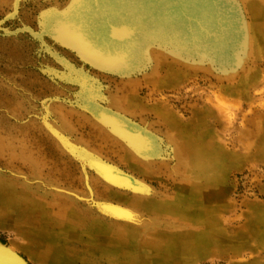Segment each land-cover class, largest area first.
I'll return each instance as SVG.
<instances>
[{"label":"rangeland","instance_id":"374dc122","mask_svg":"<svg viewBox=\"0 0 264 264\" xmlns=\"http://www.w3.org/2000/svg\"><path fill=\"white\" fill-rule=\"evenodd\" d=\"M0 1L1 8L5 10L0 13V103H3L0 104V180L14 179L16 183H21L32 178L27 175L28 168L25 166L29 157L42 166L38 165L42 179H46L48 171L53 169L58 173H74L76 180L73 188L82 191L80 176L88 166L81 153L85 146L90 153L143 183L148 194L147 200L174 203L187 212L196 210L212 217L215 230L202 238L203 245L200 249L165 257L166 259L159 258L153 264H264V48L261 45L254 49L253 57H248L233 72L228 71V68L222 71L224 68L219 69L216 64L206 66L205 63L202 65L204 67H191L187 64L177 65L167 59L163 64L165 66L155 70L154 78V74L151 75L152 65L149 64L136 70V73H128L133 76L132 79L136 78L135 82L129 84L113 73L101 74L90 65L82 64L77 58L70 56L68 51L58 47L50 37L49 30L44 31L39 17L43 10L47 5L46 10L63 8L68 0L61 4H58L60 0ZM236 1L240 3L242 17L253 24L249 7L246 16L242 1ZM23 3H29L31 8L34 6L32 12L26 15L31 24L25 27L20 26V19L18 21L21 18L18 11ZM41 3L45 5L40 9L36 8ZM14 54L22 57L16 60ZM58 60L64 61L67 66H61ZM69 66L74 68L75 74L92 80L93 88L97 89L95 91L98 94L94 102L100 107H108L109 97H120L123 94L137 98L136 111L132 114H120L140 126L145 127L146 123V127L157 136V157L148 172L123 157L124 154L115 145L100 139L98 130L86 121L89 120L90 113H82L85 106L79 97L82 95L81 87L78 79H74L69 73ZM208 67L212 69L211 72L206 69ZM78 70L81 72H77ZM231 73L235 75L228 77ZM168 74H173L175 78L170 75L169 79ZM154 80L163 82L155 86L154 83L159 81ZM162 112L169 115L174 127L190 131L195 139L206 142L216 150L218 156L212 157L216 162L214 168H210V171L194 169L192 180L188 177L181 179L177 174H172V170L178 165L171 144L166 142L171 130H168L169 126L162 118ZM8 114L11 120H8ZM138 117L144 118L139 120ZM145 117L150 122H146ZM7 121H12L13 124L10 125ZM49 126L58 131L61 136L58 140L47 132L46 127ZM22 130L23 137H18L27 139L26 151H23L25 147L17 138ZM84 136L90 137L92 141L87 142ZM94 138L100 140L95 142ZM211 171L214 177L209 179ZM215 171L219 178H216ZM190 181L192 184L188 186ZM33 185L32 183L31 186L34 187ZM109 193L102 192V197L98 198L107 200L112 207L132 202L125 196L126 193L116 190ZM149 193H153V196ZM17 214L21 215L20 208L14 215ZM143 215L146 219L149 217L145 212ZM166 218L168 222L176 221L175 218ZM7 219L12 223L7 215L0 213V222H7ZM12 225L14 228L6 224L0 225V243L15 250L27 264H131L128 259L123 258H100L89 249L82 236L54 237L57 245L54 246L52 257L40 260L28 251V241L24 238L52 237L49 231L41 233L39 224L27 229ZM131 226L130 223L123 225L127 232L133 231ZM159 230L164 231L163 228ZM63 249L69 251V257L66 258Z\"/></svg>","mask_w":264,"mask_h":264},{"label":"bare ground","instance_id":"6f19581e","mask_svg":"<svg viewBox=\"0 0 264 264\" xmlns=\"http://www.w3.org/2000/svg\"><path fill=\"white\" fill-rule=\"evenodd\" d=\"M241 1L246 16L249 7L253 24L246 17H242L240 3L236 0H68L63 8H45L39 17L44 31H50V37L60 49L68 51L74 59L77 58L84 65H90L97 72L113 73L120 76L121 81L127 80L126 83L130 84L135 82L136 78L132 79L133 76L128 73H136V70L149 64L153 68L152 75L167 59L177 65L187 64L191 67H204L202 65L205 63L206 66L216 64L219 69L224 68L222 71L228 68V71L233 72L237 66L245 63L248 57H253L256 47L261 45L264 48V0ZM247 1L249 4H246ZM14 56L16 60L22 57L17 54ZM58 61L61 66H67L64 61ZM68 68L81 87L82 95H77L85 106L82 113H90L89 120L86 121L98 130L100 139L115 145L124 154L123 157L148 172L157 157V136L146 127V123L145 127L140 126L120 114H132L136 111L137 98L123 94L119 95L120 97H109L108 107H100L94 102L98 94L95 91L97 89L93 88L92 80L75 74L72 66ZM206 69H210V72L212 70L209 67ZM77 72L80 73L81 70ZM231 75L235 74H228V77ZM95 81L96 79L93 82ZM161 82L163 81L154 84L159 86ZM161 116L167 122L168 130H171L166 142L171 144L178 165L172 170V174H177L181 179L188 177L192 180L194 169L210 171V168H214L216 162L212 157L218 156L214 148L198 138L195 139L190 131L174 127L175 124L166 112H162ZM46 129L58 140L60 135L54 127L49 126ZM81 153L88 165L81 172V176L79 174L82 191L73 188L76 180L74 173H58L53 169L48 171L46 179H42L39 164L29 157L25 166L28 168L27 175L32 178H24L21 183H16L14 179L0 180L2 213L17 226L27 229L39 224L41 233L49 231L52 235L24 238L28 241V251L38 259L47 260L52 257L54 246L57 245L56 237L82 236L89 249L96 252L100 258H123L128 259L131 264H153L159 258L196 252L203 245L202 238L215 230L212 217L196 210L187 212L174 203L147 200L146 187L133 175L90 153L85 146ZM211 177H214L212 171L209 179ZM216 178H219L217 172ZM32 183L34 187L31 186ZM188 183L190 186L192 181ZM111 190L126 193L125 196L132 202L112 207L106 198L105 201L98 198L102 197V192L109 193ZM19 208L21 215H14ZM143 212L147 216L149 214L147 219ZM166 217L175 218L176 221L168 222ZM126 223L132 225L133 231L127 232V229H124L123 225ZM160 228L164 231L159 230ZM7 250L8 253L19 256L12 248L8 247ZM63 252L66 258L69 257V251L63 249ZM9 259L13 261L7 257V253L0 250V261L7 263ZM22 260L26 263L23 258Z\"/></svg>","mask_w":264,"mask_h":264},{"label":"crops","instance_id":"0c3cea01","mask_svg":"<svg viewBox=\"0 0 264 264\" xmlns=\"http://www.w3.org/2000/svg\"><path fill=\"white\" fill-rule=\"evenodd\" d=\"M0 2H2V1H0ZM63 2H65V0H60L59 1V3L58 4H61V3H63ZM43 5H45V4H39V5H37L36 6V8H42L43 7ZM54 5V3H52L51 4V6H53ZM1 6L2 5H0V13L1 12H4L5 10L3 9V7L1 8ZM49 5H47V7H48ZM34 7V6H33ZM33 7L31 8V5H29V3H23L22 5H21V7H20V9H19V13L21 14V18H18V21H19V19H20V26H23V27H25V26H30V24H31V21H30V19H28V18H26L27 16L26 15H29V13H31L32 12V10H33ZM46 7V8H47ZM30 8H31V11H30ZM9 93V92H8ZM12 93V92H11ZM10 101V100H9ZM8 101V102H9ZM7 102V101H6ZM3 109V108H2ZM5 110V109H4ZM6 111V110H5ZM6 113H7V111H6ZM7 117V116H6ZM8 118H10V119H8V120H11V117H9V114H8ZM144 117H138V119L139 120H142ZM146 118V117H145ZM8 122V124H13V122L11 121V122H9V121H7ZM146 122H150V120L148 119V118H146ZM10 124V125H11ZM24 132V130H22V133L21 134H18L17 135V138H18V140H20V142L19 143H21L22 145H23V147H25L24 148V151H26V149H27V146L25 145V142H26V140L27 139H25V138H22L21 139V137H18V136H22L23 137V133ZM9 136V135H8ZM87 136V135H86ZM85 137V136H84ZM86 138V141L87 142H91L92 141V139L91 138H88V137H85ZM88 138V139H87ZM95 142H97V141H99V140H97L96 138H94L93 139ZM2 141V140H1ZM7 141H10L8 138H7ZM8 147H9V145H8ZM0 213H2V211L0 210ZM4 213H5V211H4ZM6 218V217H5ZM9 220L7 219V222L6 221H1L0 222V225H7V226H10V227H13V225H12V223L11 222H8ZM14 228V227H13Z\"/></svg>","mask_w":264,"mask_h":264},{"label":"water","instance_id":"95a60500","mask_svg":"<svg viewBox=\"0 0 264 264\" xmlns=\"http://www.w3.org/2000/svg\"><path fill=\"white\" fill-rule=\"evenodd\" d=\"M6 246H4L3 244L0 243V250L1 252L7 253V257L11 258L13 261H9L7 263L0 261V264H17L18 262L21 264H26L22 258H20V256H16L15 254L12 253H8L7 248H5ZM17 262V263H16Z\"/></svg>","mask_w":264,"mask_h":264}]
</instances>
